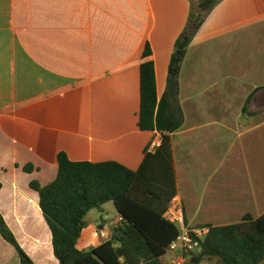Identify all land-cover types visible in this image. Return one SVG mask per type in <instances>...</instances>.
Listing matches in <instances>:
<instances>
[{
  "label": "crops",
  "instance_id": "obj_1",
  "mask_svg": "<svg viewBox=\"0 0 264 264\" xmlns=\"http://www.w3.org/2000/svg\"><path fill=\"white\" fill-rule=\"evenodd\" d=\"M189 10L190 0H0V213L35 264L58 261L29 183H51L60 152L72 162L139 169L161 142L156 131L138 127L140 65L153 61L160 101ZM177 90L183 124L169 139L175 197L196 206L187 226L200 230L195 219L234 218L252 200L259 216L264 0H222L214 7L187 49ZM27 164L34 167L30 174L22 171ZM235 176L240 181L231 187ZM198 177H208L202 191ZM90 213L79 240L96 247L121 217L94 228L86 221ZM0 264H19L1 237Z\"/></svg>",
  "mask_w": 264,
  "mask_h": 264
},
{
  "label": "trees",
  "instance_id": "obj_2",
  "mask_svg": "<svg viewBox=\"0 0 264 264\" xmlns=\"http://www.w3.org/2000/svg\"><path fill=\"white\" fill-rule=\"evenodd\" d=\"M218 3V0H200L197 8L190 3L186 25L174 43L168 65V85L160 101L157 100L153 61L145 60L140 65L138 127L144 132L159 133L161 143L153 152L144 154L137 171L116 162H72L60 152L55 179L45 186L36 180L29 183L38 194V206L49 229L53 256L58 264H164L162 258L178 236L177 228L163 218L176 195L169 134L183 124V114L175 98L178 77L190 43ZM142 56L144 59L151 56L148 43ZM22 171L30 174L34 167L27 164ZM252 178L255 177L252 175ZM109 202L121 217L111 238L89 251L79 250L77 245L86 227L85 217L92 210L101 211ZM189 203L190 207L182 204L186 225L191 218L187 209L192 213L196 209L191 201ZM260 204L259 216L250 209H243L237 219L228 224H198L208 232L192 261L197 264L204 259L214 260L215 264L264 262V196ZM0 237L14 249L19 264H35L1 213Z\"/></svg>",
  "mask_w": 264,
  "mask_h": 264
},
{
  "label": "rangeland",
  "instance_id": "obj_3",
  "mask_svg": "<svg viewBox=\"0 0 264 264\" xmlns=\"http://www.w3.org/2000/svg\"><path fill=\"white\" fill-rule=\"evenodd\" d=\"M199 1L200 0H190V3H191V6L193 7V8H197V6H198V4H199ZM219 1V3L222 1V0H218ZM262 119H264V116H262ZM250 121L251 122H254V121H258L256 118H251L250 119ZM248 124V123H247ZM249 125V124H248ZM240 132V131H239ZM238 135V132H237V130L236 131H234V133H232V136H231V140H233L234 138H236V136ZM247 148H248V150H249V152L252 150V152H253V146H251L250 144H248V146H247ZM252 173H253V168H252ZM252 177V176H251ZM231 179H233L232 181L233 182H231V187H233L237 182H239L240 181V178H237V176H235V177H231L230 178V180ZM254 181L257 179H255V178H252ZM190 180H192V179H190ZM196 180H197V187H198V189H199V191H202V189H203V187H205L204 186V184H206V187H207V182H208V177H198V178H196ZM191 183H193L192 181H191ZM211 185L212 184H210V187H211ZM256 185V184H255ZM182 187H183V185H182ZM209 187V188H210ZM189 203V201H186V199H184V204H185V206H189L190 207V203ZM248 206H249V208H251L250 209V211H252V213H253V211H254V213H256L257 214V211H255L254 209L256 208V206H255V203H254V201L252 200V201H249V202H247L246 203ZM262 204H260V208L262 207L261 206ZM253 209V210H252ZM188 210V213L190 214V217H192V215H193V213H192V210L190 209V208H188L187 209ZM191 210V211H190ZM116 215H117V212H116V209H115V207H114V205L111 203V202H109V203H107V204H105L104 206H103V210H102V212H98L97 210H93V211H91V213H90V215H88V217L86 218V221H87V223H88V225H90L91 227H96L97 225H100L101 226V228L103 229V228H106V225L109 223V222H111V220H114L115 219V217H116ZM100 216L102 217V220H100ZM213 217V216H212ZM214 219L215 218H217V217H213ZM208 220L207 221H210L211 223H214V224H216V225H225V224H228V223H230V221H235L236 219H237V216H235V218H233V219H227V220H225V221H223V220H213V221H211L209 218H207ZM36 221V220H35ZM205 220H203V218H199L198 219V221H196V219H195V222L196 223H199V224H201V225H205V222H204ZM240 220H238V222H239ZM110 231H109V236L107 237V236H105L104 234H102V239H101V241H107V240H109L111 237H110V235H112L113 234V229H109ZM42 245L43 246H45L46 245V243L44 244V243H42ZM78 248L80 249V250H82V251H89L91 248H93V246H90V245H86L84 242H83V239L82 240H79V242H78ZM13 249V248H12ZM198 253L199 252H195L194 253V255L193 256H191L188 260H187V262H186V264H197V263H194L193 261H192V259L193 258H196V256L198 255ZM163 260V262L165 261V260H168L169 259V255L168 254H166V256H164L163 258H162ZM198 264H215V261L214 260H208V259H204L203 261H201V262H199ZM261 264H264V262H262Z\"/></svg>",
  "mask_w": 264,
  "mask_h": 264
},
{
  "label": "built area",
  "instance_id": "obj_4",
  "mask_svg": "<svg viewBox=\"0 0 264 264\" xmlns=\"http://www.w3.org/2000/svg\"><path fill=\"white\" fill-rule=\"evenodd\" d=\"M161 142L152 145V149L160 146ZM152 151V150H151ZM163 218L174 225L178 230V236L167 249L169 259L165 260L164 264H186L187 260L193 253L199 252L201 242L204 240L208 230H191L185 223V218L182 210V202L174 197ZM166 256V255H165ZM163 260V259H162Z\"/></svg>",
  "mask_w": 264,
  "mask_h": 264
}]
</instances>
